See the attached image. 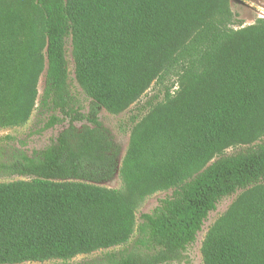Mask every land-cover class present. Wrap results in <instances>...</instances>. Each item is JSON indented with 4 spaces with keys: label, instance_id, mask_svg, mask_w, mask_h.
<instances>
[{
    "label": "trees",
    "instance_id": "trees-1",
    "mask_svg": "<svg viewBox=\"0 0 264 264\" xmlns=\"http://www.w3.org/2000/svg\"><path fill=\"white\" fill-rule=\"evenodd\" d=\"M233 19L229 0H0V129L29 121L43 74L41 106L62 115L45 129L68 122L32 156L0 157V175L26 178L0 183V264L69 260L135 229L134 249L89 264L180 262L238 192L204 264H264V19L238 31ZM69 40L87 113L70 92ZM172 75L178 89L149 106L120 169L132 193L173 189L137 224L123 193L92 185L114 178L120 153L100 109L121 114Z\"/></svg>",
    "mask_w": 264,
    "mask_h": 264
},
{
    "label": "rangeland",
    "instance_id": "rangeland-1",
    "mask_svg": "<svg viewBox=\"0 0 264 264\" xmlns=\"http://www.w3.org/2000/svg\"><path fill=\"white\" fill-rule=\"evenodd\" d=\"M230 8L234 13L231 28L238 31L244 27L256 24L260 19H264V0H229ZM67 59L69 69V87L76 106L81 107L83 113H87L90 105V98L86 91L76 80L75 59L73 56L71 40L67 45ZM45 85V74L40 77L38 90L39 97L36 109L27 123L20 127L0 129V157L11 159L17 155L25 154L32 156L34 151H40L49 146L66 127L68 122L57 124L55 127L45 129L46 123L52 116L62 115L54 111L50 106H41V99ZM177 77L174 75L158 83H153L146 93L126 111L121 114H112L105 109H100L99 118L104 127L108 130L111 139L119 147L118 169L114 178L108 182L92 184L105 190H118L124 194L127 201L134 205L137 224L141 221V216L150 213L159 203L173 194V189L158 191L148 196H141L138 193L130 192L120 175L122 161L129 149L131 135L137 124L141 123L149 112V106H154L163 102L165 92L168 88L174 93L178 89ZM86 122L77 123L76 127L81 130ZM244 145L234 146L227 149L225 154H232ZM26 180L21 176L0 175V183H13ZM242 192H238L230 197L223 198L211 212L204 223L203 230L199 233L197 241L191 245L184 253L180 262L172 264H204L202 254V243L206 233L214 223L223 216L238 200ZM138 238L135 229L133 236L128 243L105 250H97L90 254H79L69 260L52 259L44 262H24L20 264H89L101 263L111 253H122L130 251L136 247Z\"/></svg>",
    "mask_w": 264,
    "mask_h": 264
}]
</instances>
